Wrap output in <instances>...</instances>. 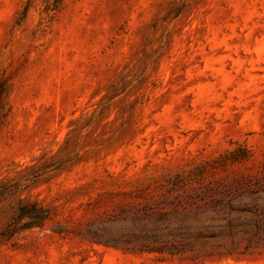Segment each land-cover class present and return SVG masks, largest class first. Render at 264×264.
Wrapping results in <instances>:
<instances>
[{
    "label": "rangeland",
    "instance_id": "374dc122",
    "mask_svg": "<svg viewBox=\"0 0 264 264\" xmlns=\"http://www.w3.org/2000/svg\"><path fill=\"white\" fill-rule=\"evenodd\" d=\"M0 264H264V0H0Z\"/></svg>",
    "mask_w": 264,
    "mask_h": 264
}]
</instances>
